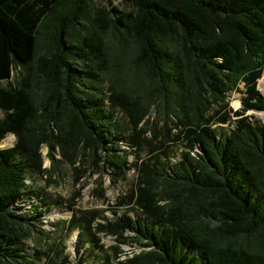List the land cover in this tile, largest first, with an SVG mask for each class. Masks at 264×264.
Listing matches in <instances>:
<instances>
[{"label": "trees", "instance_id": "obj_1", "mask_svg": "<svg viewBox=\"0 0 264 264\" xmlns=\"http://www.w3.org/2000/svg\"><path fill=\"white\" fill-rule=\"evenodd\" d=\"M118 3L0 0V264H71L58 234L75 230L106 263L99 235L140 247L112 264H264V121L245 114L264 110V0ZM59 162L135 178L108 218L26 182Z\"/></svg>", "mask_w": 264, "mask_h": 264}, {"label": "rangeland", "instance_id": "obj_2", "mask_svg": "<svg viewBox=\"0 0 264 264\" xmlns=\"http://www.w3.org/2000/svg\"><path fill=\"white\" fill-rule=\"evenodd\" d=\"M113 4H116L118 7L122 8L119 0H111ZM97 3H104L106 0H95ZM122 53H120L118 57V70L122 79H125L127 72L130 70L131 64L128 61L122 60ZM262 74H264V66L262 69ZM261 74V75H262ZM11 75H14V72H11ZM264 80V78L262 79ZM128 83V82H125ZM136 86L139 87V82H135ZM259 92L264 96V87H259ZM239 94L231 91L227 94V99L229 101V105L236 109L239 105ZM249 117L253 119H257L260 122L264 121V110L256 111V110H248L245 112ZM2 116V112L0 111V117ZM148 119L154 120L157 116V113L154 108H150L148 112ZM10 138L8 139V136ZM7 138L4 142L0 143V147L10 146L14 141V136L12 134H7L4 138ZM46 148L42 146L40 148L41 156H42V167L49 166V160L45 156ZM55 158H58V154L54 153ZM61 165L60 172L59 171H50L48 176H50L51 181L46 184V181L43 177L47 178V175L40 176L38 174H33L27 179V183L32 185L33 189H41L46 196H50L52 198H56L57 196L69 197L73 192H77L74 198V208H91L96 207L100 209H104V215L112 217L113 215L107 210L113 206V203L118 195L123 194L126 189L131 185L135 178V172L131 169L126 172L124 180L112 181L111 176L104 172L103 170H93L92 168H87L84 174H82L77 181H73V174L70 167L64 163L59 162ZM100 191L102 197H97L96 193ZM32 201H37V197L30 196ZM29 206V205H25ZM71 215V211L68 210L63 203L59 205H50L47 209L43 208L40 219L41 224L40 227L44 231L53 229L52 223L58 219L66 220ZM61 234V241L64 246L63 253L67 256V260L72 264H112L114 259H112V249L111 246H118L122 251V255L131 254L132 252H137L140 250V247L135 243H118L109 235H99L98 243L102 245L103 250H106V253L110 256L108 258V262H104L100 259L99 253L102 251L98 248H92L87 243H84L81 240V237L77 235V231H72L68 234ZM34 239H28L25 243L27 245V250H30L31 245L34 246ZM37 240V239H36ZM37 245V244H36ZM105 252V251H104Z\"/></svg>", "mask_w": 264, "mask_h": 264}, {"label": "bare ground", "instance_id": "obj_3", "mask_svg": "<svg viewBox=\"0 0 264 264\" xmlns=\"http://www.w3.org/2000/svg\"><path fill=\"white\" fill-rule=\"evenodd\" d=\"M263 82H264V80H262V77H261V79H260V81H259V86H261V85L263 84ZM9 138H10V135L8 136V139H9ZM6 139H7L6 137L3 138V139L0 141V143L4 142Z\"/></svg>", "mask_w": 264, "mask_h": 264}]
</instances>
